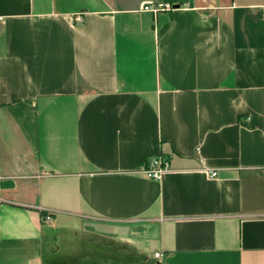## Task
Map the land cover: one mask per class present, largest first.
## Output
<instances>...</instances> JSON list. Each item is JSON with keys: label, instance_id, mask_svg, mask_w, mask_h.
<instances>
[{"label": "crops", "instance_id": "0c3cea01", "mask_svg": "<svg viewBox=\"0 0 264 264\" xmlns=\"http://www.w3.org/2000/svg\"><path fill=\"white\" fill-rule=\"evenodd\" d=\"M65 233L264 264V0H0V264Z\"/></svg>", "mask_w": 264, "mask_h": 264}, {"label": "rangeland", "instance_id": "374dc122", "mask_svg": "<svg viewBox=\"0 0 264 264\" xmlns=\"http://www.w3.org/2000/svg\"><path fill=\"white\" fill-rule=\"evenodd\" d=\"M57 238L52 248L44 251L42 258L33 264H142L137 260V251L127 245L85 241L68 233Z\"/></svg>", "mask_w": 264, "mask_h": 264}, {"label": "built area", "instance_id": "2783aa9c", "mask_svg": "<svg viewBox=\"0 0 264 264\" xmlns=\"http://www.w3.org/2000/svg\"><path fill=\"white\" fill-rule=\"evenodd\" d=\"M175 3H169L165 1H157V2H145L143 4V9L152 12L154 15L157 14L159 11H169L174 7ZM147 165L145 168V175L146 177L160 180L163 176V173L168 169L169 162L165 157H151L147 161ZM210 175L216 176L215 170H209ZM46 219L49 216L45 217ZM155 256H159V253H155Z\"/></svg>", "mask_w": 264, "mask_h": 264}, {"label": "water", "instance_id": "95a60500", "mask_svg": "<svg viewBox=\"0 0 264 264\" xmlns=\"http://www.w3.org/2000/svg\"><path fill=\"white\" fill-rule=\"evenodd\" d=\"M180 5L178 3L174 4V7H179Z\"/></svg>", "mask_w": 264, "mask_h": 264}]
</instances>
